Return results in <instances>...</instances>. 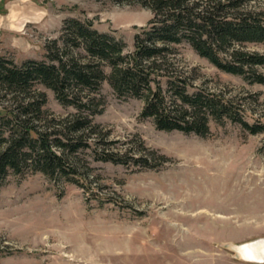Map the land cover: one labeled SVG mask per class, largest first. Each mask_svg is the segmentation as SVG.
<instances>
[{
    "label": "rangeland",
    "instance_id": "rangeland-1",
    "mask_svg": "<svg viewBox=\"0 0 264 264\" xmlns=\"http://www.w3.org/2000/svg\"><path fill=\"white\" fill-rule=\"evenodd\" d=\"M70 17L122 39L127 53L152 12L113 0H0V55L16 64L45 59V44ZM172 46L168 72L189 91L217 92L231 99L235 118L264 126V84L216 68L186 42ZM241 47L264 53V42ZM257 70L264 74V65ZM33 89L27 96L43 92L46 110L33 116L35 125L77 112L43 84ZM83 93L93 98L87 114L100 111L71 158L82 185L39 171L8 173L0 185V264H264L240 248L264 242V130L251 134L227 117L210 119L204 137L161 130L140 116L142 98L118 97L106 81ZM15 100L0 89V108ZM109 153L121 162L104 161Z\"/></svg>",
    "mask_w": 264,
    "mask_h": 264
},
{
    "label": "trees",
    "instance_id": "trees-1",
    "mask_svg": "<svg viewBox=\"0 0 264 264\" xmlns=\"http://www.w3.org/2000/svg\"><path fill=\"white\" fill-rule=\"evenodd\" d=\"M113 1L138 2L152 12L148 24L134 34L131 52H124L122 39L94 28L90 19L70 17L63 20L58 38L45 44V59L16 64L0 55V89L16 99L13 106L0 108V185L8 173L25 170L82 185L71 158L87 145L80 132L92 127L89 116L100 111L87 114L93 98L83 92L98 91L104 81L118 97L142 98L140 116L152 117L161 130L204 137L210 119L225 117L251 134L264 130L262 124L235 118L231 99L203 88L189 91V82L168 72L172 45L186 42L216 68L264 84V74L257 70L264 65V53L241 47L264 42V6L257 0ZM35 83L77 112L50 126L35 125L33 116L46 111L43 92L27 96ZM102 159L121 162L110 153Z\"/></svg>",
    "mask_w": 264,
    "mask_h": 264
},
{
    "label": "bare ground",
    "instance_id": "bare-ground-1",
    "mask_svg": "<svg viewBox=\"0 0 264 264\" xmlns=\"http://www.w3.org/2000/svg\"><path fill=\"white\" fill-rule=\"evenodd\" d=\"M261 245L262 251H258L257 247ZM242 254L246 257V259L255 261V262H262L264 260V242L263 241H252L243 243L241 246Z\"/></svg>",
    "mask_w": 264,
    "mask_h": 264
}]
</instances>
